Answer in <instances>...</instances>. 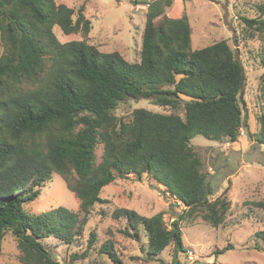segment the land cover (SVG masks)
Here are the masks:
<instances>
[{"label": "trees", "instance_id": "obj_1", "mask_svg": "<svg viewBox=\"0 0 264 264\" xmlns=\"http://www.w3.org/2000/svg\"><path fill=\"white\" fill-rule=\"evenodd\" d=\"M171 3L147 1L140 58L128 61L118 51H100L84 40H58L55 25L65 34L91 29L83 6L75 10L55 0H0V250L10 232L18 264H63L41 239L72 243L91 208L101 202L102 189L131 174L140 178L146 173L184 204L169 227L161 211H112V217L125 221L119 230L125 236L137 238L143 227L145 259L162 261L157 255L172 243V262L178 263L183 219L200 215L212 226L223 223L230 200L225 193L211 198L213 186L190 142L196 134L216 141L238 139L245 126L239 99L245 72L225 39L193 48L186 15L164 13ZM256 8L257 16L241 19L247 29L264 35V0ZM259 61L264 68V48ZM260 81L259 128L247 133L264 145V73ZM127 98H146L162 108L183 105L184 114L137 107L127 120L119 119L113 110ZM54 174L74 193L79 211L59 205L27 213L24 205ZM249 203L264 211L263 200ZM255 235L264 240V230ZM95 240L90 231L87 249ZM98 250L113 264H122L111 238Z\"/></svg>", "mask_w": 264, "mask_h": 264}, {"label": "rangeland", "instance_id": "obj_2", "mask_svg": "<svg viewBox=\"0 0 264 264\" xmlns=\"http://www.w3.org/2000/svg\"><path fill=\"white\" fill-rule=\"evenodd\" d=\"M55 1L75 10L83 6L84 15L91 21V29L85 34H65L55 25L53 32L58 40H84L100 51H118L128 61L139 60L148 0ZM261 1L172 0L164 10L168 17L186 15L193 48L225 39L243 64L245 80L239 94L245 124L243 134L240 133L233 142L211 140L196 134L190 142L213 186L211 198L225 193L230 200L223 223L212 226L200 215L183 219L180 225L184 247L177 253L178 263L172 262V243L157 255L162 261L145 259L148 237L143 227L139 228L137 238L125 236L119 231L125 227V221L112 217V211L115 208H132L144 215L161 211L169 227L173 217L184 209V204L165 192L164 186L146 173L140 178L131 174L127 178L116 179L102 189L101 202L91 208L82 233L72 243L51 237L41 239L57 260L63 264H113L107 255L98 250L100 243L111 238L122 264H264V240L255 235L256 231L264 230V211L249 203L264 201V145L247 133L252 134L259 128L258 116L263 103L260 77L264 73L259 52L264 48V35L247 29L241 19L242 16H257L256 5ZM137 107L184 114L183 105L162 108L146 98H127L118 103L113 113L117 118L127 120ZM96 153V160L99 161L101 145ZM59 205L79 211L74 193L67 189L60 176L54 174L40 187L37 198L25 204L24 209L27 213L38 214ZM108 230H111V235ZM90 231L96 233V240L87 249ZM85 250L88 251L85 256H73ZM18 256L16 240L10 232H6L1 244L0 264H18Z\"/></svg>", "mask_w": 264, "mask_h": 264}, {"label": "water", "instance_id": "obj_3", "mask_svg": "<svg viewBox=\"0 0 264 264\" xmlns=\"http://www.w3.org/2000/svg\"><path fill=\"white\" fill-rule=\"evenodd\" d=\"M242 105H244V102H242Z\"/></svg>", "mask_w": 264, "mask_h": 264}, {"label": "built area", "instance_id": "obj_4", "mask_svg": "<svg viewBox=\"0 0 264 264\" xmlns=\"http://www.w3.org/2000/svg\"><path fill=\"white\" fill-rule=\"evenodd\" d=\"M241 134H242V130H241Z\"/></svg>", "mask_w": 264, "mask_h": 264}]
</instances>
